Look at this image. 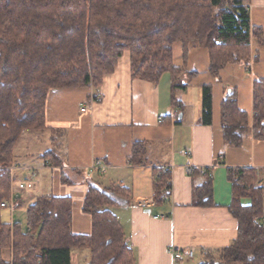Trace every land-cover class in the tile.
Masks as SVG:
<instances>
[{
  "label": "trees",
  "instance_id": "trees-1",
  "mask_svg": "<svg viewBox=\"0 0 264 264\" xmlns=\"http://www.w3.org/2000/svg\"><path fill=\"white\" fill-rule=\"evenodd\" d=\"M247 0H0V204L8 197L14 149L24 130H43L50 89L97 87L115 70L125 51L132 78L156 83L171 75V101L179 100L180 67L175 45L186 58L189 47L208 51L214 77L228 63H245L252 27ZM194 71L189 75H194ZM212 121L210 85L202 86L199 123ZM225 145L239 147L250 133L264 140V77L252 88L251 122L238 108L236 93L220 104ZM146 142H134L129 161L144 165ZM97 171V170H95ZM260 169L228 167L231 199L227 206L237 221V234L219 249H204L199 264H264V187ZM264 171V170H262ZM98 172V171H97ZM193 206H213L212 179L206 168L192 169ZM260 177V178H259ZM264 179V178H263ZM169 170L153 168V200L170 197ZM127 188L110 184L86 189L82 210L91 218L89 234L71 230L72 199L41 195L26 206V223L4 222L0 216V264H70L71 251L86 250V264H136L123 228L111 208L130 203ZM247 199L248 204L243 200ZM18 197L16 205L21 203ZM0 205V210H1ZM10 258V259H9Z\"/></svg>",
  "mask_w": 264,
  "mask_h": 264
},
{
  "label": "crops",
  "instance_id": "crops-1",
  "mask_svg": "<svg viewBox=\"0 0 264 264\" xmlns=\"http://www.w3.org/2000/svg\"><path fill=\"white\" fill-rule=\"evenodd\" d=\"M246 4L251 26L260 34L250 35L245 63H228L214 77L208 70L206 49L191 45L183 58L181 47L174 46V64L180 67L181 83L187 84L185 90L175 92L179 100L175 106L170 73H164L156 83L132 78L127 51L97 87L50 89L45 101L46 128L24 130L14 149V183L27 181L34 173L32 187L26 190L30 196L26 199L21 191V200L30 204L37 197L31 191L41 171L49 180V193L45 195L71 197L72 232L89 234L91 218L82 210L88 185L126 187L124 195L129 194L130 203L111 210L123 228L136 264H173L168 251L171 245L192 250L193 258L204 249L229 245L236 237L237 221L227 208L231 199L227 168L264 170V140H255L249 133L241 146H228L220 127V104L232 90L238 108L251 122L253 81L264 77V0H247ZM193 71L194 75H189ZM205 84L210 85L212 95L210 125L199 123ZM98 94L101 99L94 101ZM173 108L178 111L175 119L169 117ZM160 117L164 120L159 123ZM137 141L146 142L144 165L129 161ZM95 161H101L106 172L87 175ZM155 167L170 172V197L158 204L153 200ZM188 168L208 169L213 206L191 205L193 186L203 177L192 178ZM243 203L249 201L244 199ZM260 219L264 223V213ZM87 258L86 250H73L70 264H86Z\"/></svg>",
  "mask_w": 264,
  "mask_h": 264
},
{
  "label": "built area",
  "instance_id": "built-area-1",
  "mask_svg": "<svg viewBox=\"0 0 264 264\" xmlns=\"http://www.w3.org/2000/svg\"><path fill=\"white\" fill-rule=\"evenodd\" d=\"M101 99V95H95L94 97V101H99ZM84 110V109H83ZM177 109L176 108H173L170 110L169 112V117L171 119H175L177 117ZM163 117H160L158 119V122H163ZM13 166H9L8 167V170L10 172V179L13 181ZM97 170L98 173L100 174H103L106 172V166L103 165L101 163V161H95L93 162L89 168L87 169V175H89L90 173H92V171H95ZM187 171L190 173L192 171V168H188ZM204 169H201V172H203ZM209 175L211 176V174L209 173ZM34 178V173H31L29 175V178L27 181H22V182H18L16 183V191L12 194H10L9 198L6 199V200H3L1 202V207L3 208H9V209H14L15 208V203H16V200L18 199L19 195L17 193V191L19 190H23V189H28V188H31L32 187V183L31 181L33 180ZM168 184H170V180L167 181ZM253 222L254 223H262L260 217H254L253 218ZM168 251L173 259V264H178V262L180 260H182L183 258H186V259H192L193 258V251L190 250V249H182L178 246H174V245H171L169 248H168Z\"/></svg>",
  "mask_w": 264,
  "mask_h": 264
},
{
  "label": "rangeland",
  "instance_id": "rangeland-1",
  "mask_svg": "<svg viewBox=\"0 0 264 264\" xmlns=\"http://www.w3.org/2000/svg\"><path fill=\"white\" fill-rule=\"evenodd\" d=\"M12 165H13V163H12ZM43 174H44L43 172L42 173H41V171L39 172V175H38L37 180H36L37 181V185L31 191L33 195L39 196V195H45V194L49 193L48 192V189H49L48 182H49V180H47L46 177ZM259 174H260V177H262V175L264 174V171L261 170L259 172ZM46 180H47V182H46ZM261 183L263 184V187H264V179L263 178L261 180ZM28 189L19 190V191H17V193L19 195L20 192L22 191V193L25 194V197L27 199V196H30L29 195L30 192L26 191ZM15 191H16V183H14V181H12L10 179L8 197L5 198L4 200L8 199L10 194L14 193ZM23 191H25V192H23ZM27 202H28L27 200H25V201L22 200L21 203L19 205H17L12 210L9 209V208H1V210H0L1 220L4 221V222H15V223H20L21 225H24L26 223V212H25V210H26V206L28 205ZM15 205H16V203H15ZM263 208H264V196H263ZM87 260H88V258L86 259V261ZM200 262H201V257H200V255H198L196 253L194 255V258H192V259L183 258L182 260H180L178 262V264H199Z\"/></svg>",
  "mask_w": 264,
  "mask_h": 264
}]
</instances>
